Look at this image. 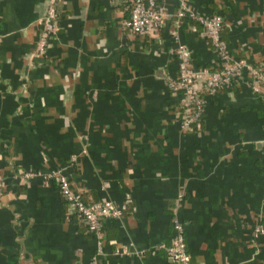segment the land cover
Masks as SVG:
<instances>
[{
	"label": "crops",
	"instance_id": "obj_1",
	"mask_svg": "<svg viewBox=\"0 0 264 264\" xmlns=\"http://www.w3.org/2000/svg\"><path fill=\"white\" fill-rule=\"evenodd\" d=\"M188 1L222 14L232 56L264 61V0ZM49 2L0 0V264H172L161 243L180 196L194 264H264V98L249 79L207 95L200 126L181 128L165 83L177 0H161L166 22L144 36L122 25L124 0H62L38 51ZM178 33L195 66L219 65L201 25ZM29 168L40 175L21 181ZM54 168L84 200L121 207L103 220L101 250L44 177Z\"/></svg>",
	"mask_w": 264,
	"mask_h": 264
},
{
	"label": "built area",
	"instance_id": "obj_2",
	"mask_svg": "<svg viewBox=\"0 0 264 264\" xmlns=\"http://www.w3.org/2000/svg\"><path fill=\"white\" fill-rule=\"evenodd\" d=\"M128 15L122 19V25L132 33L140 36L152 35L157 32L168 17L165 8L156 4V0H124ZM62 0H50L45 15L42 17V29L37 43V50H43L49 37L57 30L59 7ZM172 23L168 29L173 39L171 53L177 59V73L166 75L165 83L171 91L180 93L178 123L181 128L191 129L200 126L205 110L206 96L218 90L229 89L239 80L250 81L252 91L264 98V61H250L244 57H234L221 38L223 16L220 13L206 14L195 9L188 0H177L175 11L172 12ZM184 20L197 22L212 47L218 52L220 63L211 68L207 65L195 66L192 62L188 46L181 40L178 33ZM264 140V138H263ZM75 158V154L71 156ZM40 175L36 169H26L20 180ZM52 178L69 209L76 213L86 230L97 237V245L101 250L103 240V220L119 218L122 209L109 198L84 200L72 185L62 169L54 168L44 175ZM1 194V182H0ZM181 197V196H180ZM179 197V198H180ZM178 198V200H179ZM176 199L172 208V236L168 243H161L166 248L167 256L172 264H194L185 240L184 222L177 211ZM254 234H264V220L260 218L254 227ZM126 248H116V253L126 252Z\"/></svg>",
	"mask_w": 264,
	"mask_h": 264
},
{
	"label": "trees",
	"instance_id": "obj_3",
	"mask_svg": "<svg viewBox=\"0 0 264 264\" xmlns=\"http://www.w3.org/2000/svg\"><path fill=\"white\" fill-rule=\"evenodd\" d=\"M161 0H156V4L158 5V6H160L161 5ZM63 199V198H62ZM64 200V199H63ZM65 201V200H64ZM66 202V201H65ZM74 214H76L75 212H74ZM77 216V215H76ZM264 220V219H263Z\"/></svg>",
	"mask_w": 264,
	"mask_h": 264
}]
</instances>
